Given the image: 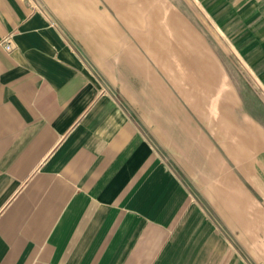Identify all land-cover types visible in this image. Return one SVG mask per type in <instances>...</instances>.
Returning a JSON list of instances; mask_svg holds the SVG:
<instances>
[{
	"label": "crops",
	"instance_id": "obj_1",
	"mask_svg": "<svg viewBox=\"0 0 264 264\" xmlns=\"http://www.w3.org/2000/svg\"><path fill=\"white\" fill-rule=\"evenodd\" d=\"M64 1L0 0V264H264V0Z\"/></svg>",
	"mask_w": 264,
	"mask_h": 264
},
{
	"label": "rangeland",
	"instance_id": "obj_2",
	"mask_svg": "<svg viewBox=\"0 0 264 264\" xmlns=\"http://www.w3.org/2000/svg\"><path fill=\"white\" fill-rule=\"evenodd\" d=\"M35 1L39 4H41L50 13L56 14L57 16L63 18L64 21L67 22L68 24L74 25L78 22L81 24L83 23L82 26L84 28H86V26H88L86 19H84V21H83V17H81L82 16L81 14H79L80 16H78V15L74 16V14L69 9H67L68 3H66L64 0H35ZM169 5H170L172 10L176 9L178 11H180V10L186 11L188 16L195 23V25L202 26V27H204L205 32H207V33L209 32L206 28L210 27L211 24L209 23V21L206 18H204V17L199 18V17H197V15L194 14L195 12L198 11V9H196V7L193 3H187L185 0H170V3H168V8H165V9L169 10ZM77 17H79V18L77 19ZM80 18H82V20H80ZM174 21L177 23L178 20L176 19ZM178 25L181 26V24H178ZM207 37L210 41H212L211 35L209 33H208ZM229 57H231L233 59V67L228 66L229 73L235 74L236 76H237V74L240 75L241 80H242L240 82L244 84L243 86L246 88L247 92H253V91L257 90L251 75L246 70H243L241 68V66L237 62L235 55L229 54ZM229 61H230V63H232L231 60H229ZM238 90H241V88Z\"/></svg>",
	"mask_w": 264,
	"mask_h": 264
},
{
	"label": "built area",
	"instance_id": "obj_3",
	"mask_svg": "<svg viewBox=\"0 0 264 264\" xmlns=\"http://www.w3.org/2000/svg\"><path fill=\"white\" fill-rule=\"evenodd\" d=\"M6 48H7V49H10V48H11V45H10V44H7V45H6Z\"/></svg>",
	"mask_w": 264,
	"mask_h": 264
}]
</instances>
